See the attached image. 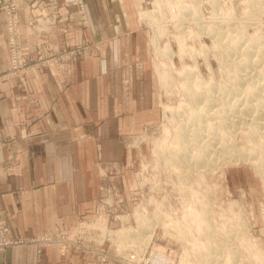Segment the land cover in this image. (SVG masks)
Listing matches in <instances>:
<instances>
[{
  "label": "rangeland",
  "instance_id": "374dc122",
  "mask_svg": "<svg viewBox=\"0 0 264 264\" xmlns=\"http://www.w3.org/2000/svg\"><path fill=\"white\" fill-rule=\"evenodd\" d=\"M146 12L150 17L143 15ZM114 14L110 20L118 26L114 35H130L129 40L121 43L124 48L121 55L132 61L130 77H138L133 81L134 87L151 89L154 102L151 99L150 109L154 112H144L146 106L139 113L140 127L120 136L125 152L122 171L110 170L104 162L98 164V194L91 211L76 214L68 226H57L39 234L17 237L8 235L6 230L8 239L18 241L9 248L32 245L36 264H41L45 250L55 248L71 254L69 264H159L162 258L168 264H207L217 257L212 256L214 253L220 257L212 264H264V173L242 157L245 149L263 158L260 139L248 140L241 129L234 131L230 126L225 130L215 123L214 127L203 125L207 130L200 141L183 140L191 137V126L187 123L192 122L190 109L199 103L196 93L209 83L215 87L224 79L232 83L228 62L240 59L243 48L252 49V65L263 68L264 0H118ZM87 20L86 26L77 18L78 26L90 30L88 13ZM238 23L244 25V37L228 61L217 51L219 46L214 40L237 39ZM62 25H56L55 32L60 33L57 40L64 44L61 34L72 27L65 22ZM221 33L225 36H220ZM114 35L82 39L71 47L64 44V49L75 51L76 59L71 67L50 65L63 74L69 73L90 45H94L96 54V44L101 45ZM152 37L159 38L157 49ZM166 43L173 52L170 59L162 52ZM37 53L38 50L32 58ZM58 61L63 58L59 56ZM260 73L264 82V70ZM242 87L246 88L247 84ZM183 121L187 127L182 125ZM260 121L263 123L264 119ZM210 135L215 136L216 144L203 154L201 144ZM228 137L236 145L222 146L221 140ZM182 145L185 151L177 153ZM204 155L214 160V168L207 159L202 164L200 158ZM224 155L234 159L223 161ZM202 209L209 210L205 215L211 216L210 224H213L211 234L206 237L204 220L198 215ZM91 222L95 228L88 226ZM39 238L46 243L42 244ZM210 241L215 245L208 246ZM204 255L214 258L206 263Z\"/></svg>",
  "mask_w": 264,
  "mask_h": 264
},
{
  "label": "crops",
  "instance_id": "0c3cea01",
  "mask_svg": "<svg viewBox=\"0 0 264 264\" xmlns=\"http://www.w3.org/2000/svg\"><path fill=\"white\" fill-rule=\"evenodd\" d=\"M85 1L90 30L78 26L71 0H59L63 22L72 27L61 34L68 45L118 32L110 23L118 0ZM19 10L23 23L30 10L26 4ZM58 35L53 29L38 35L24 24L21 28L23 48L31 58L42 42L57 41ZM129 36L107 38L96 44V54L90 45L66 74L50 65L0 79V216L8 235L68 226L76 214L94 208L98 164L122 171L120 136L140 127L139 113L146 106L144 112H154L151 89H135L132 61L121 55V43ZM9 67L0 14V75ZM34 254L32 245L9 248L0 252V264H36ZM43 254L41 264L71 263L63 248Z\"/></svg>",
  "mask_w": 264,
  "mask_h": 264
},
{
  "label": "bare ground",
  "instance_id": "6f19581e",
  "mask_svg": "<svg viewBox=\"0 0 264 264\" xmlns=\"http://www.w3.org/2000/svg\"><path fill=\"white\" fill-rule=\"evenodd\" d=\"M214 7H215V5H214ZM255 11H257V10H255ZM145 14H147V16L150 17V13L146 12L143 15H145ZM241 24H242V22H241ZM243 27H244V25H240L239 23L237 24V26H236V29H237L236 31H237V35H238L237 39H232V37H230V38L227 37V39L229 38V40L226 41L224 39V37H218V39L214 40V44L217 47L219 46L217 48V51H219L221 53V55H223V57L227 58L228 61L231 60L230 55H232L233 52H235L236 46L238 45L240 40L244 37V28ZM219 34H220V32H219ZM222 35L225 36L224 34L221 33L220 36H222ZM152 38H154V45L157 49L158 45H159L157 43V41L159 38H157V37H152ZM250 40L252 41L253 37H250ZM247 43L249 44L248 41H247ZM240 48H241V46H240ZM262 49H264V47H262ZM242 50H243V53H242V57L240 59H238L237 61L228 62V66H230V68H229V70L228 69L227 70L232 72L231 77H230V78H232V81H233L232 83L225 82L224 81L225 79L222 80L216 87L213 84L209 83V84L205 85L202 90L199 89V90H201L199 93L198 92L196 93L197 94L196 98H197L199 103L194 105V107L192 106L193 108L191 107L192 109H190L191 118H192L190 120H192V122H191L192 125L191 124L188 125V123L190 122L189 121L190 117L188 116V114H187V117H188L187 119L189 122L187 123L186 121H183L184 123H182V125H184V126L186 125V123H187V126H191V127H189L190 128L189 132H190L191 137L190 138L189 137L184 138L183 140L190 141L192 139H197V141H200L206 135L205 132L207 129H205L204 127L205 126L214 127V126H212V124L215 125V123H217V125H216L217 127H219V125H220L225 130L230 128V126L233 127L234 131H235V129L236 130L241 129V131H243L245 133L246 139H248V140H253V139L255 140V138L260 139L258 141L259 142L258 144L262 147L264 146V129H262V128H264V122L262 123L260 121V119H264V82H263L262 78L259 77V75L261 74L260 72L264 70V66H263L264 64H261L263 66V68H255L256 66L254 67V65H252L253 59H251V55H250L251 52H253V50L250 48H248V49L243 48ZM162 52L166 53V55L169 59L172 58L173 52H171L170 46L168 45V43L165 44L164 48L162 49ZM254 60H256V59H254ZM188 72H190V71H188ZM244 84H247L246 88L242 87V85H244ZM214 89H215V92H214ZM186 96H188V95H186ZM190 96L191 95H189V97ZM246 99L248 100L247 102H245ZM191 100L193 102V99L190 98V101ZM186 104L187 103H185V105ZM184 115H183V117H184ZM182 119H184V118H182ZM213 119L215 120L214 122H212V123L208 122V121H212ZM193 121H194V124H193ZM203 125H204V127H203ZM187 126H185V127H187ZM181 138H183V137H181ZM214 138H215V136L210 135L207 137L205 142H202L201 145H202L203 149H201L200 147H199V149H201L204 152L203 154H205L208 151L207 149L214 148V146L216 144V142H213ZM221 144H222V146L227 147V146H231L235 143H232L230 141V137H228L227 139L221 140ZM245 146H247V145H245ZM176 151H177V153H182L185 151V147L182 145ZM242 157L252 161L254 163V165L256 166V168L260 172L264 173V168H263L264 157L260 158L256 155H252L250 151H247V150L245 151V149H243ZM221 158L223 161H225V159H229V160L234 159V156L232 157L229 155H224ZM236 158H237V156H236ZM200 159L203 161L202 164H204V161L206 162L205 159H207V158L204 155ZM207 160H208L207 162L210 164V167L214 168L215 167V165L213 164L214 160L213 159H212L213 161H211L209 159H207ZM217 165L218 164H216V167H217ZM207 209H209V208H207ZM207 209L206 210L202 209L198 214L204 220V222L202 223V226H203L205 237H206V235H208V233L211 234L212 225H213V224L212 225L210 224V221H211L210 217L211 216L209 215V213H208L209 218L207 217V215H205V212L207 211ZM193 222H195V220ZM243 228H244V226H243ZM243 228H241V230H243ZM119 235L122 236L123 232ZM220 236L222 237L224 235H220ZM146 237L147 236H145L144 239H146ZM223 238L228 240V238H226V237H223ZM211 239H213V238H211ZM212 242L210 241L211 244L209 243L208 246L209 245H215V244H212ZM221 242L223 243L222 240H221ZM216 247L219 248L220 246L218 247L216 245ZM216 247L214 246L213 248L217 253H219V251L216 249ZM231 248H234V246ZM235 248H236V246H235ZM221 250H222V248H221ZM221 250H220V252H222ZM207 252L210 253L209 250H207ZM237 253H238V251H237ZM214 254L215 255H212V256L220 257L216 253H214ZM230 254H231V252H230ZM234 254H236V253H234ZM234 254H233V256H234ZM214 257H210V255L205 256V262L207 263L209 259L214 258ZM217 257H215V259H217ZM215 259H213V260H215ZM213 260L211 262H213ZM211 262H209V263H211ZM209 263H207V264H209ZM213 263H216V260ZM230 263L231 262H229V264ZM218 264H219V262H218Z\"/></svg>",
  "mask_w": 264,
  "mask_h": 264
},
{
  "label": "built area",
  "instance_id": "2783aa9c",
  "mask_svg": "<svg viewBox=\"0 0 264 264\" xmlns=\"http://www.w3.org/2000/svg\"><path fill=\"white\" fill-rule=\"evenodd\" d=\"M71 2L79 22L87 26L88 20L84 0H71ZM20 4L28 5L31 12L29 20L23 23L19 16ZM0 14H2L4 19L7 57L10 63V67L4 74L0 75V79L5 78L7 75L20 77L27 70L35 69L36 67L47 68L50 64H55L63 69L71 67L73 60L76 59L74 57L75 51L72 48L66 49L65 47L64 49L65 41L64 44L62 40L50 41L49 43L42 42L40 47H38V53L35 58H31L26 54L23 48V41H21L22 24L28 26L38 35L49 34L51 29L55 32L56 25L63 27L59 0H0ZM66 45L71 47V45ZM61 49L64 52H61ZM59 56L63 58V61H58ZM88 226H94L95 228V224L92 222ZM6 230V226L0 219V250H6L10 246L18 244V241L8 239ZM40 242L42 244L46 243L43 239H40ZM158 263L168 264L165 258L160 259Z\"/></svg>",
  "mask_w": 264,
  "mask_h": 264
}]
</instances>
